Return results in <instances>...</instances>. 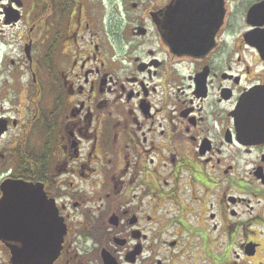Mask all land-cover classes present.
I'll use <instances>...</instances> for the list:
<instances>
[{
    "label": "flooded vegetation",
    "instance_id": "obj_1",
    "mask_svg": "<svg viewBox=\"0 0 264 264\" xmlns=\"http://www.w3.org/2000/svg\"><path fill=\"white\" fill-rule=\"evenodd\" d=\"M6 180L53 264H264V0H0Z\"/></svg>",
    "mask_w": 264,
    "mask_h": 264
},
{
    "label": "water",
    "instance_id": "obj_2",
    "mask_svg": "<svg viewBox=\"0 0 264 264\" xmlns=\"http://www.w3.org/2000/svg\"><path fill=\"white\" fill-rule=\"evenodd\" d=\"M39 185L22 180H6L1 186L0 241L6 242L11 250V264H53L60 253L61 245L58 242L56 245L48 242L45 248L31 247L28 240L23 242L33 236L29 232L33 227L32 219L38 218L30 206L44 205L48 199L42 185ZM17 241L21 243L19 246Z\"/></svg>",
    "mask_w": 264,
    "mask_h": 264
},
{
    "label": "rangeland",
    "instance_id": "obj_3",
    "mask_svg": "<svg viewBox=\"0 0 264 264\" xmlns=\"http://www.w3.org/2000/svg\"><path fill=\"white\" fill-rule=\"evenodd\" d=\"M39 17H40V19L41 18L42 19H45V18H49V19L56 18V19L60 20V17L58 16V13L54 9H51V8L46 9V12H44V13L40 12ZM6 256L8 257V255H6V253L4 251L0 250V260L1 259L5 260Z\"/></svg>",
    "mask_w": 264,
    "mask_h": 264
}]
</instances>
